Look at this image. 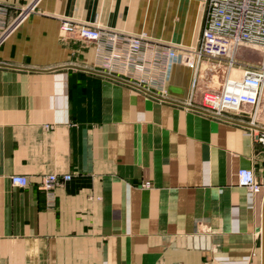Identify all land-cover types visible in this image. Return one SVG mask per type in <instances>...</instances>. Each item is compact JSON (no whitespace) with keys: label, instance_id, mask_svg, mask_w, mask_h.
I'll return each instance as SVG.
<instances>
[{"label":"crops","instance_id":"obj_1","mask_svg":"<svg viewBox=\"0 0 264 264\" xmlns=\"http://www.w3.org/2000/svg\"><path fill=\"white\" fill-rule=\"evenodd\" d=\"M206 2L0 0V264H264V188L237 177L264 186L248 115L188 106L181 64L165 95L103 73L92 42L60 31L66 16L195 45ZM49 174L72 178L49 196Z\"/></svg>","mask_w":264,"mask_h":264},{"label":"built area","instance_id":"obj_2","mask_svg":"<svg viewBox=\"0 0 264 264\" xmlns=\"http://www.w3.org/2000/svg\"><path fill=\"white\" fill-rule=\"evenodd\" d=\"M34 10L35 5L30 12ZM5 13L6 8L0 6V31ZM60 31L95 45L99 71L149 93L165 95L173 65L188 67L193 79L186 104L218 118L228 113L248 114L254 140L264 145V62L249 65L237 59L242 45L264 51V0H207L195 45L164 43L145 33H126L71 18L60 19ZM237 177L238 186L250 193L264 188L252 169H240ZM71 178L70 174L44 175L41 188L51 196L55 187ZM10 180L17 188L29 185L24 175H13ZM142 187L151 185L145 182Z\"/></svg>","mask_w":264,"mask_h":264},{"label":"rangeland","instance_id":"obj_3","mask_svg":"<svg viewBox=\"0 0 264 264\" xmlns=\"http://www.w3.org/2000/svg\"><path fill=\"white\" fill-rule=\"evenodd\" d=\"M62 18H71V17H61ZM73 19V18H71ZM96 23V22H95ZM184 45V44H183ZM237 59L238 60H242V61H249V62H262L264 61V51L261 50L260 48H256V49H251V48H243L237 55ZM236 76H239L238 72H235ZM205 79H204V83H205ZM200 85L203 87V81H200ZM208 83V82H207ZM209 84V83H208ZM248 115V114H246ZM249 117V115H248Z\"/></svg>","mask_w":264,"mask_h":264}]
</instances>
